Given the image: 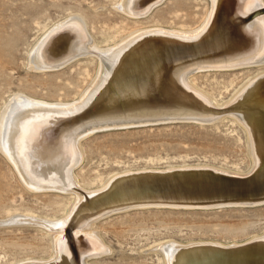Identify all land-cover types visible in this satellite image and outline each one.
I'll return each instance as SVG.
<instances>
[{"label": "bare ground", "instance_id": "6f19581e", "mask_svg": "<svg viewBox=\"0 0 264 264\" xmlns=\"http://www.w3.org/2000/svg\"><path fill=\"white\" fill-rule=\"evenodd\" d=\"M159 2L122 0L118 10L144 16ZM210 2L211 12L197 30L152 28L127 36L111 49L94 48L99 69L73 105L45 104L20 95L10 100L0 117V153L22 185L34 191H69L78 198L63 223L46 224L57 234L52 236L51 257L21 264H88V258L105 252L93 222L125 210H191L155 207L161 202L264 200V74L247 81L222 107L201 97L188 80L202 69L264 63V18L257 15L261 0ZM88 38L78 18L65 19L32 48L30 67L57 69L89 54ZM225 106L247 132L251 167L244 175L209 167H170L116 175L97 192L82 191L70 176L71 187L64 190L70 186L64 178L75 164L74 150L88 132L158 118L206 119ZM154 250L164 264H264V232L241 243L167 241Z\"/></svg>", "mask_w": 264, "mask_h": 264}, {"label": "rangeland", "instance_id": "374dc122", "mask_svg": "<svg viewBox=\"0 0 264 264\" xmlns=\"http://www.w3.org/2000/svg\"><path fill=\"white\" fill-rule=\"evenodd\" d=\"M121 1L0 0V117L10 100L19 95L45 104H75L99 69L97 56L91 55L95 50L113 48L127 36L152 28L197 30L212 9L211 0H161L148 14L133 17L119 11ZM70 17L83 24L92 52L57 69L31 68L32 48L50 28ZM192 74L190 86L222 107L247 81L264 74V63ZM92 131L74 150L75 164L64 178L70 186L64 190L71 187L70 176L82 191L97 192L110 178L127 172L190 166L244 175L251 167L246 131L230 116L209 125L175 122ZM75 195L24 187L0 153V264L49 259L57 234L46 224L63 223L67 214H72L70 209L78 199ZM93 223V233L105 252L88 258V264H164L161 253L154 250L162 242L227 245L261 235L264 204L205 210L136 208Z\"/></svg>", "mask_w": 264, "mask_h": 264}, {"label": "water", "instance_id": "95a60500", "mask_svg": "<svg viewBox=\"0 0 264 264\" xmlns=\"http://www.w3.org/2000/svg\"><path fill=\"white\" fill-rule=\"evenodd\" d=\"M123 13L129 14L133 17H136L139 15V14H131L127 10H124ZM263 14H264V6H262L260 8L257 15H263ZM91 55H96V54L91 53ZM212 68H215V67H212ZM50 69H54V68H50ZM229 106H225L222 109L218 108V110H216L214 115H212L211 117L206 118V119H198V118H192V117H188V118H158V119H152V120H145V122H139V123H134V124H126V125H122V126L107 127V128H104V130L105 129H111V128L127 127V126L159 125V124H169V123H175V122H186V123H195V124H199V125H209V123L212 124L213 122H216L222 116H230V117H234L235 119H237L236 116H234L233 110L230 109ZM96 130H103V129H96ZM96 130L94 129L93 131H96ZM246 135H247V132H246ZM42 190H51V189H42ZM259 204H264V200L258 201V202L257 201L238 202V201H232V200H221V201H216V203H211V204H203V203H200V204L199 203L198 204H193V203L181 204V203H162L161 202L158 204V206H155V207H164V208L165 207H172V208L178 207V208H191V210H194V209L205 210V209H217V208H221L224 206L249 207V206H255V205H259ZM19 264H21V263H19Z\"/></svg>", "mask_w": 264, "mask_h": 264}]
</instances>
